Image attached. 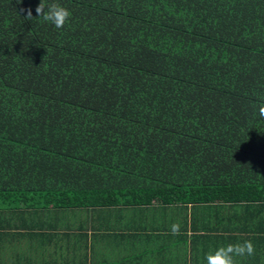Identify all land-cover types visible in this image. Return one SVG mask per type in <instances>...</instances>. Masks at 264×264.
<instances>
[{
  "label": "trees",
  "instance_id": "trees-1",
  "mask_svg": "<svg viewBox=\"0 0 264 264\" xmlns=\"http://www.w3.org/2000/svg\"><path fill=\"white\" fill-rule=\"evenodd\" d=\"M39 2L0 0V208L264 203V0Z\"/></svg>",
  "mask_w": 264,
  "mask_h": 264
},
{
  "label": "crops",
  "instance_id": "crops-1",
  "mask_svg": "<svg viewBox=\"0 0 264 264\" xmlns=\"http://www.w3.org/2000/svg\"><path fill=\"white\" fill-rule=\"evenodd\" d=\"M244 241L254 253L236 264H264V203L0 208V264H205Z\"/></svg>",
  "mask_w": 264,
  "mask_h": 264
},
{
  "label": "clouds",
  "instance_id": "clouds-1",
  "mask_svg": "<svg viewBox=\"0 0 264 264\" xmlns=\"http://www.w3.org/2000/svg\"><path fill=\"white\" fill-rule=\"evenodd\" d=\"M21 11H25L21 9ZM37 17L53 25L57 29L64 27L69 21L71 13L68 9L57 3L56 0H40L35 9ZM25 20H33L32 10L28 9L24 17ZM260 119L264 120V101L256 106ZM181 225L174 223L171 225L173 235H179ZM254 253V247L250 241L242 243L228 244L220 246L214 251H209L204 255L205 264H236L235 257L251 256Z\"/></svg>",
  "mask_w": 264,
  "mask_h": 264
}]
</instances>
